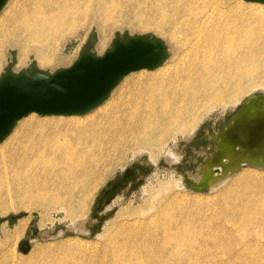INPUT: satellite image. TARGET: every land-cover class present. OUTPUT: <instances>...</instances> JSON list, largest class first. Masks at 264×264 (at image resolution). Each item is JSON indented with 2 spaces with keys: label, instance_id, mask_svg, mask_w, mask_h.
<instances>
[{
  "label": "rangeland",
  "instance_id": "1",
  "mask_svg": "<svg viewBox=\"0 0 264 264\" xmlns=\"http://www.w3.org/2000/svg\"><path fill=\"white\" fill-rule=\"evenodd\" d=\"M32 1L8 0L0 10V22H6L21 8L29 7ZM70 1L75 4L72 7L75 12L72 17H66L61 31L63 35L58 34L46 44L14 36L0 47V78L9 71L54 73L70 67L83 50L102 56L113 48L116 38L125 40L131 36L163 40L167 59L158 68L142 69L126 75L103 103L84 114L32 113L19 120L11 134L0 144L3 172H7L4 169L6 166L12 167L18 160L17 151L22 147L20 137L25 132L35 135L38 122H94L99 127H109L110 118L107 117L112 118L126 106L130 100L131 86L150 78H168L172 72V76L178 71L183 72L185 62L192 57L194 46L186 39L184 30L176 25L184 18H193V11L201 10L202 19L213 10L215 14L219 10L228 13L230 9L247 12L264 10V3L245 0H185L192 12L186 17L180 16L179 20L174 17L173 10V5L178 4L177 0L167 9L163 8L165 0ZM104 1L108 14L101 5ZM87 3L90 5L88 8ZM164 15L170 17L165 18ZM171 18L173 22L169 21ZM263 62L261 60L258 65ZM257 73L253 78L242 79L245 89L238 93L232 85L225 88L226 97L233 93L235 95L229 98L228 103L215 104L207 100L202 107L190 111L186 125H192L191 128L186 127L185 133L180 131V123L169 127L168 133L163 132L166 136L164 141L158 139L161 129L155 131L154 135H148L145 131L135 135L116 132V142L120 144L119 141L125 140L126 145L115 149L111 146L113 142H110L98 154L99 158L96 156V164L89 170L91 177L78 182L73 190L69 189L66 172H61V177L49 170L32 173V176L29 173L32 181L20 182L19 185L9 183L11 177L8 179L7 173H0L3 177L0 181V264H105L112 256L114 241L120 239V228L137 229L134 240L142 236L146 241L161 238L159 225L163 224V217L159 214L162 210L168 212L174 203L185 208V214L175 211L174 222L197 223L191 228L192 231L199 230L198 222L201 220L216 225L208 232L210 237L225 234V230L230 229L219 246L203 244L201 238L178 247L171 245L169 253L180 252L179 258L174 257L176 263L181 259V264H264V226L254 223L232 228L223 217L224 200L230 199L224 194V189L227 190L231 184L243 187L239 176L251 179V171H256L252 173L258 175L254 180L264 182V168L241 167L213 187L208 177L198 179L209 158L216 154L219 139L231 125L235 110L239 106L249 109L262 105L264 71L259 69ZM212 97L213 94L210 99ZM53 127L57 131L68 129ZM79 127L84 128L83 125ZM104 139L107 140V136ZM170 153L175 154L173 160L172 156H167ZM213 172V176L219 177L221 166H214ZM24 173L22 176L26 175ZM78 173L82 176L81 172ZM155 248L159 251L157 245ZM160 252L162 255L159 258H163L164 252ZM151 259V256L142 260L132 258L134 262H139L137 264H158L156 261L151 263Z\"/></svg>",
  "mask_w": 264,
  "mask_h": 264
},
{
  "label": "bare ground",
  "instance_id": "2",
  "mask_svg": "<svg viewBox=\"0 0 264 264\" xmlns=\"http://www.w3.org/2000/svg\"><path fill=\"white\" fill-rule=\"evenodd\" d=\"M177 1L178 4L173 5L174 17L179 19L180 16L186 17L192 12L185 0ZM105 2L98 5L101 4L104 8L102 9L108 14L109 10ZM172 2L175 3L176 0H165L163 8L167 9ZM74 5L70 0H33L32 5L21 8L6 22H0V47L5 46L14 36H22L26 38L25 40L35 39L46 44L62 33L66 17H72L75 12L72 9ZM88 7H90L89 3L86 8ZM247 11L230 9L228 14L219 10L218 14H215L213 10L202 19H200L201 10L193 11L195 16L190 15L193 18L188 20L184 18L177 25L175 24L184 30L186 39L194 46L192 57L185 64L183 62V72L176 70L178 72L174 76L172 72L168 78H164L165 76L150 78L131 86L130 100L127 99L126 106L112 118L107 115V119L110 118L109 127H99L94 122L88 124L38 122L35 125L37 130L35 135L25 132L20 137L19 142L22 147L17 151V162L12 167L6 166L4 169L7 172H3L0 166V173H7L8 179L11 177L9 183L19 185L20 182H31L29 175L42 170H49L56 176L66 172L65 178L70 183L68 188L73 190L78 182L90 176L89 170L99 158L98 154L103 152L110 142H113L111 146L115 149L126 145L125 140L119 141L120 144L116 142V132H129L135 135L145 131L148 135H154L155 131L161 129L158 139L164 141L166 136L163 132L168 133L169 127L180 123V131L185 133L186 127L192 125V123L186 125L190 111L202 107L207 100L215 104L228 103L229 98L235 95L233 93L226 97L224 91L227 86L232 85L238 93L245 89L242 79L253 78L259 69L264 71V62L258 65L261 60L264 61V10ZM168 17L170 16H165ZM169 21H172V18ZM69 27L71 29V26ZM211 94H213L212 99H210ZM54 125L68 129L57 131ZM82 125L84 128L80 129L79 126ZM106 136L107 140L104 139ZM219 140L216 154L214 156L211 154L212 157L198 176V179L208 177L211 187L220 184L222 179L239 170L243 161L264 164V101L260 109L254 112L249 109L241 110ZM174 155L170 153L167 156H172L173 160ZM217 165L221 166L219 177L212 175L213 167ZM24 172L26 175L22 176ZM78 172H81L82 176ZM252 172L256 171L249 173L251 179L239 176L238 180L243 187L240 184V186L231 184L227 190L224 189V194L230 196V199L224 200L223 217L228 220L232 228L247 227L254 223L264 226V203L262 204L264 182L254 180L258 175ZM207 174L211 176H206ZM2 180L3 177L0 175V181ZM174 204L168 212L162 210L159 214L163 217V224H158L162 229L161 238L146 241L145 236H142L134 240L138 234L137 229L120 228L118 230L120 239L114 241L112 256L105 264H137L139 262H134L132 258L142 260L147 256H151V263L156 261L155 263L158 264H181L179 261L181 259L177 263L174 259L180 257L179 251L168 252L171 245L178 247L185 242H195L198 238H201L203 244L211 246H219L224 242V237L228 236L230 229H226L225 234L220 233L210 237L208 232L216 227L213 222L201 220L198 222L200 226L197 231L191 230L197 223L174 222L175 211L185 214V208ZM156 245L159 251L156 250ZM160 251L164 252L163 258H159L162 255Z\"/></svg>",
  "mask_w": 264,
  "mask_h": 264
},
{
  "label": "water",
  "instance_id": "3",
  "mask_svg": "<svg viewBox=\"0 0 264 264\" xmlns=\"http://www.w3.org/2000/svg\"><path fill=\"white\" fill-rule=\"evenodd\" d=\"M7 1L0 0V10ZM245 1L264 3V0ZM166 59L163 40L131 36L125 40L116 38L113 48L102 56L83 50L70 67L54 73L6 72L0 78V144L16 123L29 114H84L103 103L126 75L158 68ZM241 110L243 106L233 115ZM248 165L264 168L262 163L246 161L240 168Z\"/></svg>",
  "mask_w": 264,
  "mask_h": 264
},
{
  "label": "flooded vegetation",
  "instance_id": "4",
  "mask_svg": "<svg viewBox=\"0 0 264 264\" xmlns=\"http://www.w3.org/2000/svg\"><path fill=\"white\" fill-rule=\"evenodd\" d=\"M262 105H263V102H262ZM262 105H261V106H262ZM261 106H259V107H255V106H254V107H252V108H249V110H251L252 112H254V111L260 109Z\"/></svg>",
  "mask_w": 264,
  "mask_h": 264
}]
</instances>
